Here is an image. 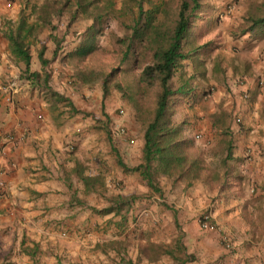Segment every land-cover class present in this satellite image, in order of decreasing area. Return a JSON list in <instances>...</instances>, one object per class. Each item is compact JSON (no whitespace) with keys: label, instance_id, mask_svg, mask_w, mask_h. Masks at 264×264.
<instances>
[{"label":"crops","instance_id":"crops-1","mask_svg":"<svg viewBox=\"0 0 264 264\" xmlns=\"http://www.w3.org/2000/svg\"><path fill=\"white\" fill-rule=\"evenodd\" d=\"M35 2L0 0V84L14 82L10 90L0 85V264H264V70L234 74L242 85L227 82L235 96L226 104L235 101L239 124L209 123L231 141L229 186L213 197L204 181L156 174L154 190L129 170L141 161L143 134L134 135L125 106L101 105L97 83L73 86L72 74L60 72L54 38L71 30L55 20L54 29L36 25ZM90 22L72 26L79 32ZM34 23L50 39L33 50L28 33L26 62L8 35H24ZM244 34L240 45L264 56V34ZM190 115L182 135L212 149L218 140L200 134L207 120ZM202 210L213 228L200 226Z\"/></svg>","mask_w":264,"mask_h":264},{"label":"trees","instance_id":"trees-1","mask_svg":"<svg viewBox=\"0 0 264 264\" xmlns=\"http://www.w3.org/2000/svg\"><path fill=\"white\" fill-rule=\"evenodd\" d=\"M32 5V11L36 14V25L55 28L53 20H60L68 12L69 19L66 28L78 17H87L91 22L85 32L81 34L76 47L65 53V59L75 63V71L72 76L80 84L92 85L101 80L102 96L105 98L109 92L108 80L93 68H79L76 66L95 47V35L101 29L104 20L109 15L112 4H100L99 0H43ZM201 0H181L176 18L172 26L159 30L153 24L154 10H143L139 13L131 26V33L125 37L126 45L121 57V63H125L133 54L131 68L136 67L135 43L144 45L142 50H150V62L145 64L140 73L135 77L130 86L116 83V87L130 101L136 110V119L143 130V144L141 146L140 163L129 170L139 171L152 189H157L154 184L156 174H162L168 178L185 181L190 184L194 180L208 183L215 190L222 191L230 184V176L227 160L231 157V141L227 140V133L223 132V139L217 143L222 146V154L216 165L208 163L201 149L194 143L191 136L184 137L180 124L175 120V106L181 98L194 91L193 76L175 78L183 60L190 57V51H184L183 41L190 24L197 18L196 12ZM263 5V3H262ZM254 11V10H253ZM249 10L244 15V23L241 34L250 33L260 36L264 34V11L256 13ZM256 11V10H255ZM144 17L141 22L142 16ZM21 20V19H20ZM23 25V19L20 26ZM35 23L30 25L26 34L21 35L19 29L11 32L8 38L12 51L20 58L29 61L30 55L24 39L30 33ZM19 26V27H20ZM149 43L146 44V38ZM56 41V52L60 39ZM137 53H136V52ZM43 50H39L42 63ZM103 76V77H102ZM133 85V86H132ZM143 93L152 95V103L145 106L144 100H140ZM118 163L128 169L120 158Z\"/></svg>","mask_w":264,"mask_h":264},{"label":"rangeland","instance_id":"rangeland-1","mask_svg":"<svg viewBox=\"0 0 264 264\" xmlns=\"http://www.w3.org/2000/svg\"><path fill=\"white\" fill-rule=\"evenodd\" d=\"M99 1L102 5L111 3L112 9H110L109 15L104 20L101 29L95 35V47L82 61L77 62L76 66L79 68L84 66L93 68L101 72L100 74L105 78L107 74H110L108 80L109 92L105 98L102 96L101 105H104L107 100L113 99L118 103L117 108L125 106L127 110L126 116L130 119L129 125L135 130L136 133L134 135L136 136L138 133L143 132L140 123L136 119V110L122 92L118 90L116 83L123 86L133 84L142 67L150 62L151 51L142 50L141 47L144 45L135 43L134 45L137 46L136 50L139 52L138 54L135 51L137 53L136 67H130L133 54L122 64L121 57L126 45V39L124 38L131 33V26L139 13L140 7L143 10H154L155 16L152 22L159 30H164L174 24L181 0ZM249 10L262 13L264 11V0H201L200 7L196 12L197 18L190 24L183 41L184 51L192 53H190V57L182 61L175 78H186L191 75L194 77L191 81L194 88L200 89L198 96H185L180 99L175 106L174 118L180 125L182 122H189L188 120L191 119L190 112L193 110L194 115L197 113L194 117L195 120L200 121L201 118H205L208 122V124L207 122L203 124L205 128L200 132L201 136L208 135L216 138L218 142L223 139V134L218 129L210 128V121L215 120L229 125L231 122L239 124L235 120L236 117H239L237 110L234 108L235 101H232L233 106L226 104V98L231 97L234 99L235 96V90L229 84L242 85L245 81L241 76H235L234 74H260L257 71L264 70L262 68L264 66V56L260 54L261 51L258 52V57L255 58L253 52L258 50L254 46L247 43L240 45L239 43L243 26L241 19L244 18L245 12ZM80 18L85 19L87 17L80 16L73 23ZM68 19L69 14L66 12L60 20H54L57 26L64 23L66 27ZM143 20L144 17L142 16L141 22ZM72 24L69 28H66V32L71 30L70 33H67V37L59 36L58 50L61 49L60 53H63L58 57L57 61L62 70L60 72L63 74H74L75 63L68 61L64 56L67 51L76 47L81 34L85 32L89 25H86L82 31L77 32V30L73 29ZM48 32L49 30L44 31L42 28L34 27L27 38V40L32 42L33 50H37L40 40L50 39ZM244 35L248 36L247 34ZM257 37L255 36L254 38L256 39ZM145 41L148 44L150 40L147 37ZM227 74L232 75L228 76ZM238 78L242 82L237 81ZM72 82L73 86L80 84L76 83L75 80ZM96 83L102 90L101 80ZM239 95H241V98H246L248 93L241 91ZM152 98L150 93H143L140 100L143 99L145 106L149 107L152 103ZM133 138L135 137L133 136ZM218 142L212 149H202L198 146L207 162L212 165H216L219 162L223 151L222 146H217ZM155 182L157 183L156 179ZM210 190L213 197H215L218 191L212 187H210ZM203 212L210 213L209 210H202L198 215V219Z\"/></svg>","mask_w":264,"mask_h":264},{"label":"built area","instance_id":"built-area-1","mask_svg":"<svg viewBox=\"0 0 264 264\" xmlns=\"http://www.w3.org/2000/svg\"><path fill=\"white\" fill-rule=\"evenodd\" d=\"M237 81H240V79L238 78ZM241 82V81H240ZM1 85V88H4V89H7V90H10V89H14V82L13 81H9L7 82L6 84H0ZM123 113V110L120 109L119 110V114H122ZM239 117H236V121H239ZM115 130L120 133V134H125L127 129L125 126H118L115 128ZM131 141H133V139H131ZM2 181L0 180V187L2 186ZM210 213L209 212H203L200 217H199V222H200V226L202 228H205V229H210V228H213V224L210 223ZM222 239L227 242L228 239H227V236H222Z\"/></svg>","mask_w":264,"mask_h":264}]
</instances>
